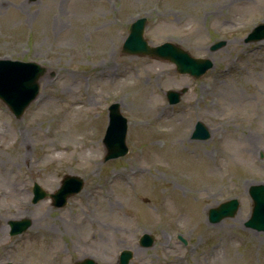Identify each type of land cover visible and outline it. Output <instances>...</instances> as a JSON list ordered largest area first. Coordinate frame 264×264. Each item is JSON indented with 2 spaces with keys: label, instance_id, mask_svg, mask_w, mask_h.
<instances>
[{
  "label": "rangeland",
  "instance_id": "1",
  "mask_svg": "<svg viewBox=\"0 0 264 264\" xmlns=\"http://www.w3.org/2000/svg\"><path fill=\"white\" fill-rule=\"evenodd\" d=\"M139 17L150 46L179 44L212 67L195 78L122 52ZM263 22L264 0H0V58L46 67L21 117L0 101V263L118 264L129 249L128 264H264V232L244 226L248 187L264 182V39H245ZM183 87L169 103L165 91ZM114 101L128 151L103 160ZM197 120L207 139L190 138ZM66 173L84 186L63 207L32 202L33 182L53 192ZM232 197L237 212L210 222ZM24 217L30 226L10 235Z\"/></svg>",
  "mask_w": 264,
  "mask_h": 264
},
{
  "label": "water",
  "instance_id": "2",
  "mask_svg": "<svg viewBox=\"0 0 264 264\" xmlns=\"http://www.w3.org/2000/svg\"><path fill=\"white\" fill-rule=\"evenodd\" d=\"M145 18L135 20L130 24L129 31L122 44V52L129 54H148L162 59L172 61L179 73H188L199 77L208 68L212 67L209 58L193 57L178 44L165 41L158 45L150 46L143 37ZM264 39V22L258 24L254 31L245 39V42ZM224 41H217L211 45V49H217ZM46 74V67L35 61H21L0 59V100L16 116L20 117L29 103L35 99L39 91V80ZM53 74L52 72L50 73ZM187 90H167L166 96L169 103H176L180 96ZM109 122L102 139L106 153L104 160L124 155L127 152L125 143L126 119L120 114L118 104L109 106ZM210 136L208 128L201 121H196L191 132V138L206 139ZM83 187V179L78 175L66 174L61 180L60 186L52 193L44 191L36 182L33 185V202L50 196L52 204L56 207L63 206L67 197L77 193ZM252 198V209L250 217L245 225L264 231V184H255L249 187ZM238 200L231 198L221 202L216 207L208 209V220L212 223L220 221L227 216H233L238 210ZM28 218L10 220V234L22 232L30 225ZM181 239V237H179ZM184 243L185 240L181 239ZM153 237L143 233L139 239L141 246L152 244ZM132 257L129 249H123L119 253V264H127ZM74 264H96L92 258H85Z\"/></svg>",
  "mask_w": 264,
  "mask_h": 264
},
{
  "label": "bare ground",
  "instance_id": "3",
  "mask_svg": "<svg viewBox=\"0 0 264 264\" xmlns=\"http://www.w3.org/2000/svg\"><path fill=\"white\" fill-rule=\"evenodd\" d=\"M103 72H104V71H102V73H103ZM235 145H236V147H235V152L239 151L238 153H239L240 155H241V153H243V155H241L242 157H248L247 154H246V152H245V148H244L242 145H237L236 143H235ZM245 154H246V155H245ZM207 165H208V162H207ZM208 169H214V168L212 167L211 164H209ZM3 220L6 221V219H3ZM0 227H1V232H2V233L5 232L6 229H7V225H6V224H2Z\"/></svg>",
  "mask_w": 264,
  "mask_h": 264
},
{
  "label": "flooded vegetation",
  "instance_id": "4",
  "mask_svg": "<svg viewBox=\"0 0 264 264\" xmlns=\"http://www.w3.org/2000/svg\"><path fill=\"white\" fill-rule=\"evenodd\" d=\"M8 253V250H3L2 252H0V258L2 257V255L4 256V257H8L9 256V254H7ZM9 261L7 260V261H5V263L4 264H9L8 263ZM1 264V263H0ZM12 264V263H11Z\"/></svg>",
  "mask_w": 264,
  "mask_h": 264
}]
</instances>
